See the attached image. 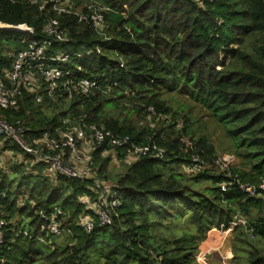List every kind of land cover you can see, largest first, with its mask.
Instances as JSON below:
<instances>
[{"label": "trees", "instance_id": "1", "mask_svg": "<svg viewBox=\"0 0 264 264\" xmlns=\"http://www.w3.org/2000/svg\"><path fill=\"white\" fill-rule=\"evenodd\" d=\"M55 1L74 12L94 3L111 11L97 30L59 12L52 0H0V24L33 30L0 28V75L35 42L46 48L47 64L73 80L54 91L44 80L22 88L17 107L0 108V118L21 125L28 144L95 125L151 151L130 163L108 142L79 141V167L91 177L79 180L0 137V220L6 221L0 264H201L200 246L209 233L230 228V264H264V0ZM52 21L68 44L49 35ZM60 54L69 60L50 61ZM83 78L98 84L89 96L71 83ZM194 105L229 140L236 161L228 168H221L217 147L196 128ZM116 108L124 114L110 115ZM9 153L15 164L6 165ZM194 155L205 168L187 170ZM113 156L126 163L115 182L108 175ZM96 181L115 189L121 206L111 226L95 218L88 233L79 216L88 213L82 199L95 197ZM56 209L70 233L47 230ZM237 218L246 223L233 226Z\"/></svg>", "mask_w": 264, "mask_h": 264}, {"label": "built area", "instance_id": "2", "mask_svg": "<svg viewBox=\"0 0 264 264\" xmlns=\"http://www.w3.org/2000/svg\"><path fill=\"white\" fill-rule=\"evenodd\" d=\"M55 3V8L61 12L73 13L77 15L79 20L92 25L95 29H100L104 26L106 18L105 13L111 11V8L101 4L87 5V11H72L60 1L52 0ZM65 7V8H63ZM0 28H11L18 30L22 29V32L33 33L31 28L26 25L19 27L6 26L0 24ZM47 32L49 35L55 37V39L63 44H68L69 39L63 37L59 32V25L57 21H52L47 26ZM23 42H26L24 40ZM46 48L33 42L28 44L24 51L18 53L14 59L11 70L8 74L0 75V108L1 109H14L17 107L18 96L21 95L22 88H29L31 84H39L41 80L46 81L51 91L67 87L69 83L68 76L70 73L64 72L60 68H51L47 64L45 56ZM69 60L68 55L60 54L56 58L50 61L67 62ZM73 81V80H71ZM73 88L83 95L89 96L93 94V90L98 86L97 82L92 79L83 78L77 82H71ZM41 98H38V102ZM24 128L21 125H10L7 121L0 118V137H5L11 141L16 142L21 149L34 156L38 161L47 164V166L55 172L66 174L72 178L79 180H85L91 178L89 171L85 168L79 167L83 162V157L78 154L77 143L79 141L87 142L92 141L96 144H103L108 142L112 147H117L125 151V157L127 162H134L141 156L150 153L151 148L145 145L138 144L134 139L130 137H116L110 131H105L98 128L95 125L79 126L74 131L64 133L57 138L45 137L37 144H28L24 136ZM188 145H192L188 142ZM70 148L72 155L65 158L64 149ZM3 162V157L0 155V165ZM221 168L224 165L223 162H219ZM206 162L198 155H194L191 159L190 165L187 167L189 171H195V169L205 168ZM104 184V183H103ZM242 188L251 194L255 193V189L249 186H242ZM95 197H84L82 203L85 205L88 213H84L79 216V224L83 229L90 233L95 227V218L102 226H111L113 223V215H115V209L121 206V200L118 198V193L111 186L106 184L102 185L101 182L96 181L93 186ZM223 191H226V187H222ZM260 189L264 191V181L260 185ZM62 211L56 209L53 216L47 225V230L57 236L64 233H70V229L66 225H62L58 221V215H61ZM245 224L246 221L237 218V221L232 223L233 226L238 224ZM6 225L5 220H0V243L3 239V230Z\"/></svg>", "mask_w": 264, "mask_h": 264}, {"label": "rangeland", "instance_id": "3", "mask_svg": "<svg viewBox=\"0 0 264 264\" xmlns=\"http://www.w3.org/2000/svg\"><path fill=\"white\" fill-rule=\"evenodd\" d=\"M36 1V0H33ZM111 98V97H109ZM182 102L185 101L183 98H181ZM186 102V101H185ZM110 115L120 117L122 110L119 108H116L115 110L111 109ZM126 114V113H125ZM193 116L197 119L198 123L196 125V128L198 131L206 133L209 138L212 140V142L215 144L218 150L219 162H223L224 165H222V169L228 168V166L236 161L235 157L232 156L230 153L231 145L229 140L226 138L223 130L216 125L209 117H207L206 112L202 110L200 107L194 105L193 106ZM132 120H137V116H132ZM201 119V121L199 120ZM3 146V140L0 139V149ZM108 154V153H106ZM110 154L114 155V152H110ZM91 155V154H90ZM89 155V156H90ZM6 159V165L12 162V164H15V160L13 158V153H9L4 156ZM126 163L124 161H120L117 156L112 158V163H110L109 166V173L110 180L112 182H115V179L123 173L125 170L124 166ZM182 170V169H181ZM48 174L53 175V172L50 171ZM10 180L14 179V176H9ZM19 179H15V187L18 186ZM105 183V182H104ZM108 183V182H107ZM109 185H112V183H108ZM219 231V230H218ZM217 244L211 248H205L206 243L202 244L200 246V254L198 255V260L201 264H228L229 261V255L230 253L233 254L232 251V242H233V228H230L227 231H219L217 233ZM222 256V257H221ZM233 257L231 258V260ZM231 263V262H230Z\"/></svg>", "mask_w": 264, "mask_h": 264}, {"label": "crops", "instance_id": "4", "mask_svg": "<svg viewBox=\"0 0 264 264\" xmlns=\"http://www.w3.org/2000/svg\"><path fill=\"white\" fill-rule=\"evenodd\" d=\"M114 157V156H113ZM219 231L218 230H212L210 233H209V235H208V238H207V240L204 242V243H206V242H208V243H206V245H205V248H211V247H213V246H215V244H217V239H218V235H217V233H218ZM203 243V244H204ZM222 257V256H221ZM233 257V254H231L230 253V255H229V261L231 262V258ZM230 262H228V264H230Z\"/></svg>", "mask_w": 264, "mask_h": 264}, {"label": "water", "instance_id": "5", "mask_svg": "<svg viewBox=\"0 0 264 264\" xmlns=\"http://www.w3.org/2000/svg\"><path fill=\"white\" fill-rule=\"evenodd\" d=\"M8 29H10V28H8ZM11 30H15V29H12V28H11ZM16 31H23V30H22V29H18V30H16Z\"/></svg>", "mask_w": 264, "mask_h": 264}]
</instances>
